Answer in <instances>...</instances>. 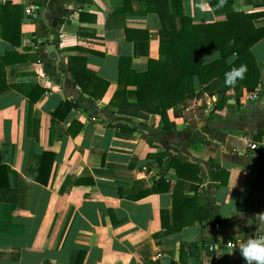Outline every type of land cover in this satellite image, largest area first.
<instances>
[{
	"label": "crops",
	"instance_id": "obj_1",
	"mask_svg": "<svg viewBox=\"0 0 264 264\" xmlns=\"http://www.w3.org/2000/svg\"><path fill=\"white\" fill-rule=\"evenodd\" d=\"M180 2L193 22L224 18L218 3ZM10 3L20 6L19 42L0 37V56L10 51L15 60L0 75L7 84L0 90V264H75L77 257L78 264H245L238 244L258 234L255 216L264 212V36L250 45L254 87L227 89L220 106L216 93L187 98L166 109L170 127L163 129L158 113L128 115L107 104L119 59L134 71L148 58L164 59L155 12L137 0L123 11V0H32L30 14L22 0ZM230 7L259 12L252 21L264 24V0H231ZM68 66L90 79V89L93 80L106 81L103 93L83 92ZM32 86L45 90L31 105L27 134ZM252 89L257 97L246 98ZM124 94L135 99V86L125 85ZM77 95L81 107L51 118L50 110ZM71 120L81 124L74 134ZM159 149L165 161L174 155L199 168L196 189H180L198 209L176 197L175 219L187 220L170 232L159 210L171 224L176 175L147 155ZM41 150L52 154L45 184L26 176L32 152ZM155 172L168 189L139 195Z\"/></svg>",
	"mask_w": 264,
	"mask_h": 264
},
{
	"label": "trees",
	"instance_id": "obj_2",
	"mask_svg": "<svg viewBox=\"0 0 264 264\" xmlns=\"http://www.w3.org/2000/svg\"><path fill=\"white\" fill-rule=\"evenodd\" d=\"M131 0H123L119 10L127 9ZM143 10L153 11L159 20L158 46L164 59L148 58L145 69L134 71L127 67L126 59H119L117 85L108 100V105L115 111L128 115L145 117L148 113H158L162 122V128L168 129L166 109L184 101L192 96L202 93H216L220 106L225 98V91L232 88L235 94L242 87L251 89L259 81V71L254 57L250 51V45L264 36V24L255 25L252 21L259 12H245L233 10L230 7L231 0H207L208 3H218L224 11V18L209 22H193L188 14L182 12L181 0H137ZM20 6L6 0L0 3V37L13 45L19 42L18 16ZM178 15V18L176 16ZM219 52V59L202 61L201 56L210 52ZM10 51L0 56V75L4 63L15 62L10 59ZM235 54V55H233ZM21 59L22 57H17ZM231 58V63L227 61ZM246 65L247 71L242 80H238L234 87L226 86L224 74L233 67ZM71 77L83 92L91 97H98L103 93L106 81L93 80L92 88H88L90 79L83 81L78 73L68 66ZM82 71V70H81ZM91 78L92 76H87ZM132 83L135 86V99L128 100L125 97V85ZM198 89L195 90V85ZM7 84L1 83L0 90ZM30 87L25 91L28 99L26 116V133H29L30 111L32 103L45 90L42 86ZM80 95L74 98H66L50 110L51 118L62 117L70 107H81ZM74 129H69L70 134L76 133L81 124L77 120H71ZM121 130H130L122 128ZM165 149L147 155L155 159L156 165L163 170L166 167L174 169L176 179L171 189L172 216L171 224L167 222V211L159 210L160 225L166 231H175L186 222L187 219L177 221L175 219L176 197L177 203L185 207L198 209L194 196H183L180 189L185 187L195 190L199 182V168L194 162L181 160L171 155L165 161ZM46 158V161H44ZM52 154L41 150L32 152L26 176L40 183H46ZM0 167H3L0 164ZM169 182L161 173L155 172L151 178V185L139 191V195L149 192L165 191ZM179 189V195L177 190ZM186 209V208H185ZM187 210V209H186ZM77 257L75 264H78Z\"/></svg>",
	"mask_w": 264,
	"mask_h": 264
},
{
	"label": "clouds",
	"instance_id": "obj_3",
	"mask_svg": "<svg viewBox=\"0 0 264 264\" xmlns=\"http://www.w3.org/2000/svg\"><path fill=\"white\" fill-rule=\"evenodd\" d=\"M219 57V52H216L214 56L209 55V59H219ZM227 62L231 63V58ZM246 71L247 67L243 64L231 68L224 74L225 85L234 87L238 80L244 78ZM255 219L257 220L256 232L258 234L238 244L239 254L245 264H264V212L257 214Z\"/></svg>",
	"mask_w": 264,
	"mask_h": 264
},
{
	"label": "built area",
	"instance_id": "obj_4",
	"mask_svg": "<svg viewBox=\"0 0 264 264\" xmlns=\"http://www.w3.org/2000/svg\"><path fill=\"white\" fill-rule=\"evenodd\" d=\"M4 1H6V0H0V3L4 2ZM8 1H13V0H8ZM22 2L24 3V6H23L24 12H26L28 14L34 12V8H33V5H32V0H22ZM245 95H246L245 96L246 98L252 99V98L257 97L258 92L255 89H252V90L246 92ZM250 146L253 147V144H250ZM213 225L215 227H217L218 223L214 222ZM213 257L216 258V254L213 253Z\"/></svg>",
	"mask_w": 264,
	"mask_h": 264
}]
</instances>
